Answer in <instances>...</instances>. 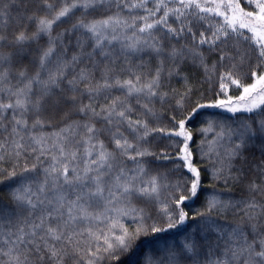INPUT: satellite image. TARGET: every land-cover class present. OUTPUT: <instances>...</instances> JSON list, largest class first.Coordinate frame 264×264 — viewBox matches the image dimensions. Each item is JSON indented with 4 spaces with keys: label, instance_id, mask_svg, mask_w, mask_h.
<instances>
[{
    "label": "snow or ice",
    "instance_id": "1",
    "mask_svg": "<svg viewBox=\"0 0 264 264\" xmlns=\"http://www.w3.org/2000/svg\"><path fill=\"white\" fill-rule=\"evenodd\" d=\"M0 264H264V0H0Z\"/></svg>",
    "mask_w": 264,
    "mask_h": 264
}]
</instances>
